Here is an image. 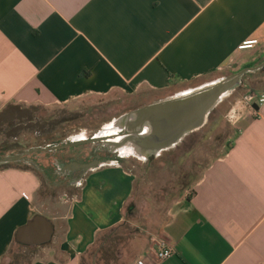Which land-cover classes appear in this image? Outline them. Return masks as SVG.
I'll return each instance as SVG.
<instances>
[{"label":"crops","instance_id":"0c3cea01","mask_svg":"<svg viewBox=\"0 0 264 264\" xmlns=\"http://www.w3.org/2000/svg\"><path fill=\"white\" fill-rule=\"evenodd\" d=\"M249 39L259 44L239 50ZM263 59L264 0H0V107L115 93L145 106ZM240 86L245 103L231 111H238L231 148L160 231L175 255L148 264H264V104H257L264 68ZM39 167L52 180L49 165ZM64 171L72 184L53 198L42 195L35 171L0 169V264H81L100 235L122 224L132 173L117 161L82 177Z\"/></svg>","mask_w":264,"mask_h":264},{"label":"rangeland","instance_id":"374dc122","mask_svg":"<svg viewBox=\"0 0 264 264\" xmlns=\"http://www.w3.org/2000/svg\"><path fill=\"white\" fill-rule=\"evenodd\" d=\"M234 71L228 68L214 78L187 87L198 88L227 78ZM242 89L238 87L234 95L220 103L209 116L207 128L147 161L130 156L132 150L129 153V147L123 148L119 155L104 144V138L117 132L114 124L108 126L122 115L142 107L140 98L115 93L49 106L12 102L0 107V159L24 157V161L7 164L34 169L42 181V195L53 198L65 195V187L72 184L71 179L63 181L64 176L56 166L61 158L85 161L99 155L104 163H120L135 178L123 222L116 229L100 235L82 256L81 264H134L146 245H152L153 239L159 237L178 203L193 193L194 185L205 169L223 156L231 145L238 122V111L234 114L231 111L236 105H244L245 89ZM108 130L110 134L105 133ZM112 138L115 142L120 140ZM11 145L15 149L6 150ZM31 159L38 166L48 164L52 180L45 177L41 167L28 161ZM4 165L0 163V166ZM25 258L28 261V257Z\"/></svg>","mask_w":264,"mask_h":264},{"label":"water","instance_id":"95a60500","mask_svg":"<svg viewBox=\"0 0 264 264\" xmlns=\"http://www.w3.org/2000/svg\"><path fill=\"white\" fill-rule=\"evenodd\" d=\"M262 68H264V64L257 68L242 70L232 77L182 91L168 99L128 112L108 126L113 124L116 126L117 132L113 137L120 140L115 142L112 137H106L104 144L109 146L113 153L119 155L123 148L129 147V153L132 150L130 156L135 158L147 161L158 157L163 152L174 149L188 136L204 128L212 112L240 87L244 75ZM18 160L17 157H5L0 159V163ZM28 161L39 168L34 160ZM102 165L104 163L94 161L77 166L84 167L89 171ZM39 219L37 217L28 222L19 235L33 229ZM49 235L50 230H47V237Z\"/></svg>","mask_w":264,"mask_h":264},{"label":"built area","instance_id":"2783aa9c","mask_svg":"<svg viewBox=\"0 0 264 264\" xmlns=\"http://www.w3.org/2000/svg\"><path fill=\"white\" fill-rule=\"evenodd\" d=\"M259 44L258 39H249L242 42L239 45V50H251ZM259 106L264 104V91L261 93L258 103ZM176 253V249L163 238H154L152 241V246L147 252V255L140 258L135 262V264H148V258H154L158 262H163Z\"/></svg>","mask_w":264,"mask_h":264},{"label":"flooded vegetation","instance_id":"af4514ba","mask_svg":"<svg viewBox=\"0 0 264 264\" xmlns=\"http://www.w3.org/2000/svg\"><path fill=\"white\" fill-rule=\"evenodd\" d=\"M19 160L18 161H22L23 160V158L24 157H18V156H16ZM75 159H77V158H64V159H62L61 158V160H59V164L58 165H56L57 167H59V170H61V171H64V169H65V171L64 172H68L69 171V174L71 173V174H79V176L80 177H82V176H84L85 174H86V172L88 171L86 168H79V169H75L73 166H71V165H68V166H66V167H64L63 168V166H64V164H68V163H70V162H72L73 160H75ZM98 159H101V157L99 156V155H97V156H95V157H92L90 160V163L91 162H93L94 160H98ZM24 161V160H23ZM15 162V161H14ZM87 163H89V162H87ZM42 171V170H41Z\"/></svg>","mask_w":264,"mask_h":264},{"label":"trees","instance_id":"16d2710c","mask_svg":"<svg viewBox=\"0 0 264 264\" xmlns=\"http://www.w3.org/2000/svg\"><path fill=\"white\" fill-rule=\"evenodd\" d=\"M7 113H9V110L5 113V115H7ZM2 117H3V116H2ZM207 125H208V123H207V124L205 125V127L202 128L201 130L207 128ZM212 129L214 130V127H213ZM201 130H200V131H201ZM195 134H196V133H195ZM195 134H194V135H195ZM190 137H191V136H190ZM230 148H231V145L228 147V150H229ZM12 149H15V146H14V145L7 146V148H6V150H12ZM4 164H6V165H4V166H0V169H6V168H9V167H19V166L13 165V163H11V164L4 163ZM21 168L34 171V169L27 168V167H21ZM200 178H201V177H199L198 180H199ZM198 180H197V181H198Z\"/></svg>","mask_w":264,"mask_h":264},{"label":"bare ground","instance_id":"6f19581e","mask_svg":"<svg viewBox=\"0 0 264 264\" xmlns=\"http://www.w3.org/2000/svg\"><path fill=\"white\" fill-rule=\"evenodd\" d=\"M112 128H113V127H112ZM105 133H109V134H110V130H108V131H105ZM113 136H115V133H113V134L109 135V137H113Z\"/></svg>","mask_w":264,"mask_h":264}]
</instances>
